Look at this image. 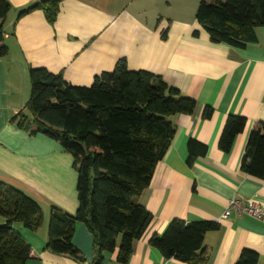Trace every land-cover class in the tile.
<instances>
[{
  "label": "crops",
  "instance_id": "obj_1",
  "mask_svg": "<svg viewBox=\"0 0 264 264\" xmlns=\"http://www.w3.org/2000/svg\"><path fill=\"white\" fill-rule=\"evenodd\" d=\"M7 1L11 9L0 34V46L7 49L0 57V181L35 199L42 211L36 230L13 225L30 246L25 264H90L93 258V237L82 222L76 223L72 242L83 263L45 249L49 206L70 214L77 209V173L58 142L28 135L10 122L29 98L28 68H45L71 85L90 86L95 75L112 71L122 58L130 71L159 75L196 100L192 114L170 118L176 126L173 138L148 187L135 197L152 220L134 241L127 264H186L164 259L148 244L172 219L219 224L204 235L206 264H233L243 248L256 251L257 264H264V222L234 213L220 219L233 197L252 200L264 211V180L239 169L250 130L264 122V27L256 28V43L239 49L211 42L196 20L174 13L169 1L63 0L52 24L41 10L18 17L37 0ZM206 106L212 108L208 119L201 115ZM229 115L245 118L246 124L224 153L217 143ZM190 139L205 144L207 152L188 166ZM117 251L106 254L102 264H116Z\"/></svg>",
  "mask_w": 264,
  "mask_h": 264
},
{
  "label": "trees",
  "instance_id": "obj_2",
  "mask_svg": "<svg viewBox=\"0 0 264 264\" xmlns=\"http://www.w3.org/2000/svg\"><path fill=\"white\" fill-rule=\"evenodd\" d=\"M63 0H37L18 13V17L41 10L52 24ZM11 9L0 0V34ZM194 19L208 33L211 42L245 48L256 43V28L264 27V0H200ZM166 30L161 33L165 39ZM7 49L0 46V57ZM29 98L24 110L10 122L28 135L43 134L56 142L73 159L77 173L78 206L70 214L49 206L45 249L67 255L83 263L72 237L77 222L86 225L93 237L90 264H102L106 254L117 248L116 264H127L134 241L139 239L152 215L135 201L149 185L157 162L165 154L176 130L171 117L192 114L196 100L182 96L161 76L145 70L130 71L119 59L113 70L93 77L90 86L67 83L61 73L45 68H28ZM212 114L210 106L202 118ZM246 119L229 115L217 146L229 153ZM205 144L190 139L186 163L191 166L206 154ZM241 172L264 180V122L249 132L240 160ZM0 264H25L30 246L13 228L21 224L36 230L42 221L39 203L17 187L0 181ZM213 221L185 223L172 219L161 235H152L148 244L164 259L186 264H206L204 235L218 230ZM258 253L243 248L233 264H257Z\"/></svg>",
  "mask_w": 264,
  "mask_h": 264
},
{
  "label": "built area",
  "instance_id": "obj_3",
  "mask_svg": "<svg viewBox=\"0 0 264 264\" xmlns=\"http://www.w3.org/2000/svg\"><path fill=\"white\" fill-rule=\"evenodd\" d=\"M232 213L244 215L254 220L264 222V211L260 205L252 200L233 197L228 200L220 219H225Z\"/></svg>",
  "mask_w": 264,
  "mask_h": 264
},
{
  "label": "rangeland",
  "instance_id": "obj_4",
  "mask_svg": "<svg viewBox=\"0 0 264 264\" xmlns=\"http://www.w3.org/2000/svg\"><path fill=\"white\" fill-rule=\"evenodd\" d=\"M170 2V9L175 12H183L194 21V14L200 0H164ZM163 1V2H164ZM165 5V2H164Z\"/></svg>",
  "mask_w": 264,
  "mask_h": 264
}]
</instances>
